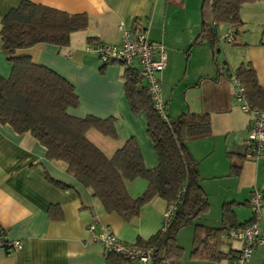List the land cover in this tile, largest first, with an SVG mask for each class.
Here are the masks:
<instances>
[{
	"label": "crops",
	"instance_id": "obj_1",
	"mask_svg": "<svg viewBox=\"0 0 264 264\" xmlns=\"http://www.w3.org/2000/svg\"><path fill=\"white\" fill-rule=\"evenodd\" d=\"M20 1L0 0V28L2 16ZM28 1L87 15V26L71 33L68 45L43 43L22 52L74 86L78 105L69 109L71 114L116 117L115 139L93 128L86 131V137L106 156H111L126 138L134 137L147 168L156 166L157 157L146 135L145 115L132 112L126 99L124 66L103 64L86 46L89 37L116 44L121 38L119 26L131 29L136 23L145 27L151 41L162 45L167 63L158 77L165 114L175 119L184 112L206 113L211 124L209 135L187 141L188 150L198 162L209 206L202 217L178 231L177 242L183 248L178 264H234L230 258L239 251L241 242L229 232L224 230L216 238L214 248L222 258H210L199 242L207 227L224 226L225 202H231L237 224L249 220L251 193L264 187V156L246 154L251 115L241 110L226 73V68L233 71L249 63L264 88V0L241 6L242 24L231 43L223 41V57L219 55L220 39L230 26L219 24L225 28L223 34L217 26V56L206 39L193 44L201 21L186 11L185 0ZM10 69L0 38V76L8 77ZM144 186L143 180L135 179L127 183V190L136 196ZM166 208V201L155 196L129 220L106 213L98 199L65 171L63 162L46 157L45 148L35 138L0 123V227L6 240L22 243L18 250L0 246V264H103L104 251L87 231L92 220L108 226L121 241L134 244L138 239L148 240L161 227ZM259 227L264 234V214ZM242 264H264V245L253 248Z\"/></svg>",
	"mask_w": 264,
	"mask_h": 264
},
{
	"label": "trees",
	"instance_id": "obj_2",
	"mask_svg": "<svg viewBox=\"0 0 264 264\" xmlns=\"http://www.w3.org/2000/svg\"><path fill=\"white\" fill-rule=\"evenodd\" d=\"M253 1L256 0H202L200 29L193 44L206 39L215 56L220 39L217 26L226 23L234 34L237 33L242 24L240 8ZM87 23L84 13L69 14L28 0H21L5 12L0 28L1 51L11 69L8 77L0 76V123L9 124L15 132H27L35 138L45 148L46 157L63 162L65 171L98 199L106 213H116L129 220L155 196L164 199L167 207L175 203L170 220L165 225L162 220L161 227L148 240L138 239L133 245L153 247L151 264H178L183 252L177 242L178 231L202 217L209 206L200 183L198 162L188 150L187 141L209 135L210 118L206 113L191 112H184L175 119H169L167 115L163 118L155 110L138 68L122 65L126 99L132 112H142L146 117L145 131L157 164L152 168L144 165L134 137L126 138L111 156H106L86 137V131L93 128L115 139L116 117L71 114L69 109L78 105L74 86L56 71L32 61L22 52L43 43L66 46L71 33L84 29ZM87 40L88 43H98L91 37ZM226 73L238 79L251 106L264 108V88L259 85L249 63L240 64L233 71L226 68ZM135 179L143 180L145 186L141 193L131 196L127 183ZM259 191L264 214V187ZM234 218L231 202H225L222 206L224 226L205 229L199 246L206 249L210 258H222L221 252L214 248L220 232L225 230L228 234L252 221L251 216L237 224ZM0 236L3 237L2 227ZM3 241L1 246L9 250L8 240L3 237ZM103 264L140 262L105 251Z\"/></svg>",
	"mask_w": 264,
	"mask_h": 264
},
{
	"label": "built area",
	"instance_id": "obj_3",
	"mask_svg": "<svg viewBox=\"0 0 264 264\" xmlns=\"http://www.w3.org/2000/svg\"><path fill=\"white\" fill-rule=\"evenodd\" d=\"M121 31L120 41L113 43H89L86 50L93 52L104 64L117 63L124 66H135L142 76L150 99L155 110L166 118L165 105L161 99V84L159 73L166 67V55L161 44L151 41L147 37L145 27L137 23L136 27L125 29L119 26ZM222 41L231 43L234 39V32L230 28L221 37ZM234 98L239 101L243 112L251 115L250 128L247 136V152L250 157L258 158L264 156V108L251 106L247 102L245 92L238 79L231 75ZM175 203H171L163 213V225L171 218ZM249 206L252 212L250 224L232 229L229 236L239 240L241 247L233 257L234 264H242L251 256L253 248L264 245V234L261 233L259 223L262 218V201L259 189L253 190L249 198ZM1 231V227H0ZM89 236L97 240L102 250L111 251L122 255L126 259H133L144 264H149L153 247H139L121 241L109 229L108 226L92 220L87 225ZM11 250H18L22 243L20 240H8L6 242ZM4 244L0 236V246Z\"/></svg>",
	"mask_w": 264,
	"mask_h": 264
},
{
	"label": "rangeland",
	"instance_id": "obj_4",
	"mask_svg": "<svg viewBox=\"0 0 264 264\" xmlns=\"http://www.w3.org/2000/svg\"><path fill=\"white\" fill-rule=\"evenodd\" d=\"M201 1L202 0H185V5H187L186 7V11H188V12H192L193 13V15L195 16V18L198 20V22L200 23V21H201V12H200V5H201ZM190 8H191V10H190ZM184 12V11H183ZM224 29L225 28H223V25H219V33H221V34H223V32H224ZM223 31V32H222ZM80 34V33H79ZM78 36V35H77ZM222 36V35H221ZM220 36V37H221ZM220 42H222V43H220L221 45H222V49H221V52H220V56L221 57H223L224 56V47H225V43L220 39ZM223 45H224V47H223ZM217 56V55H216ZM220 58V57H219ZM147 135V134H146ZM190 249V248H189ZM188 254V253H187ZM187 254L184 256V258L183 259H185L186 258V256H187ZM140 264H144V263H141L140 262Z\"/></svg>",
	"mask_w": 264,
	"mask_h": 264
},
{
	"label": "water",
	"instance_id": "obj_5",
	"mask_svg": "<svg viewBox=\"0 0 264 264\" xmlns=\"http://www.w3.org/2000/svg\"><path fill=\"white\" fill-rule=\"evenodd\" d=\"M200 7H201V5H200Z\"/></svg>",
	"mask_w": 264,
	"mask_h": 264
}]
</instances>
